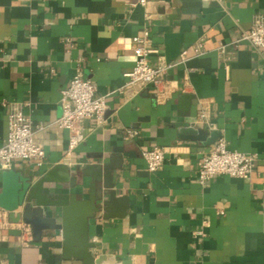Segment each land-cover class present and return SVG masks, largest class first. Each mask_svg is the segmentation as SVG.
Masks as SVG:
<instances>
[{
    "label": "crops",
    "instance_id": "crops-1",
    "mask_svg": "<svg viewBox=\"0 0 264 264\" xmlns=\"http://www.w3.org/2000/svg\"><path fill=\"white\" fill-rule=\"evenodd\" d=\"M139 3L0 0V147L14 105H24L35 126L49 127L36 135L46 152L41 164L16 161L0 170V264H84L66 257L62 235L26 236L27 225L12 223L8 208L29 180L58 165L77 176L78 168L111 161L117 197L128 198L129 209L124 218L91 220V253L101 264H264V49L234 45L264 17V0ZM147 30L158 51L152 65L178 62L200 40L207 50L167 73L176 91L163 105L152 88L118 92L135 66L133 38ZM224 45L229 50L221 55ZM79 71L107 96L108 109L104 123L84 122L69 155V132L55 123L62 91ZM201 112L214 129L196 122ZM126 129L141 138L125 141ZM199 130L210 143L191 138ZM221 138L231 150L257 155L256 170L247 179L219 175L203 185L200 163ZM156 147L165 149V162L151 174L142 153Z\"/></svg>",
    "mask_w": 264,
    "mask_h": 264
},
{
    "label": "built area",
    "instance_id": "built-area-1",
    "mask_svg": "<svg viewBox=\"0 0 264 264\" xmlns=\"http://www.w3.org/2000/svg\"><path fill=\"white\" fill-rule=\"evenodd\" d=\"M148 0H140L141 6H146ZM247 42L256 49H264V17L257 16L249 31L234 43ZM135 66L125 75L126 85L118 92L128 90L142 92L147 88L155 90L156 102L160 105L168 103L173 97L175 82L168 79L167 73L190 59L201 57L207 53L203 40L198 41L192 51L181 54L178 62L168 63L162 58L157 65H152L150 57L157 53L151 46L150 32L147 30L143 36L133 38ZM229 46H221L218 51L221 55L227 54ZM62 117L56 125L69 132L68 154L76 151L81 143L83 124L87 119H95L99 124L105 122L107 112V96L98 95L94 82L84 79L79 71L70 85L62 91L61 99ZM9 135L6 143L0 147V170H4L16 161H26L41 164L46 158V152L36 140L39 132L47 130L48 126H35L24 113V105H14L8 114ZM197 123L214 129L207 112H201L196 119ZM125 141H135L141 138L137 129H126L123 133ZM147 170L151 174L158 173L165 162L166 151L162 148H153L142 153ZM258 156L231 150L227 141L221 138L217 141L211 152L205 155L200 163V181L205 185L208 181L219 175L236 179H247L256 170ZM10 213H8L9 217ZM26 236L31 238L32 228L27 225Z\"/></svg>",
    "mask_w": 264,
    "mask_h": 264
},
{
    "label": "water",
    "instance_id": "water-1",
    "mask_svg": "<svg viewBox=\"0 0 264 264\" xmlns=\"http://www.w3.org/2000/svg\"><path fill=\"white\" fill-rule=\"evenodd\" d=\"M191 138L210 143L202 130ZM113 163L78 168L77 176H72L67 166L58 165L37 182L29 180L20 202L8 208L10 221L30 226L35 241L62 235L66 257L84 264H101L102 260L91 253L96 248L90 241L91 220L100 215L105 219L124 218L129 209V199L117 197ZM88 178L92 181L85 191ZM117 204L119 211L114 215Z\"/></svg>",
    "mask_w": 264,
    "mask_h": 264
}]
</instances>
